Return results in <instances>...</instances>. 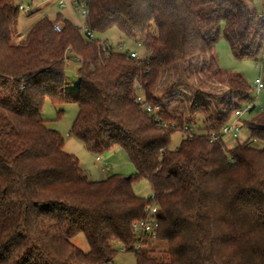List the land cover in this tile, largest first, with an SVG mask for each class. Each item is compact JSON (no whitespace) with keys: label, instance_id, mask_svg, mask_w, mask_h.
<instances>
[{"label":"trees","instance_id":"16d2710c","mask_svg":"<svg viewBox=\"0 0 264 264\" xmlns=\"http://www.w3.org/2000/svg\"><path fill=\"white\" fill-rule=\"evenodd\" d=\"M88 7L92 32L116 27L150 53L105 50L61 13L15 42L20 8L0 0V264H109L114 242L134 252L136 264H264V111L243 122L251 140L230 148L211 141L210 133L252 100V85L221 69L215 56V68L198 63L221 35L235 57L258 60L264 5L262 14L250 0H89ZM70 59L78 63L76 90L67 89ZM181 66L199 85L216 76L228 90L220 110L208 98L194 105L213 126L170 149L171 134L194 121L164 105L170 88L161 97L154 89L165 71ZM137 84L177 128L159 127L136 103ZM46 99L76 103L71 133L96 155L122 148L136 172L91 179L64 150L62 134L47 127ZM141 179L160 205L155 240L167 244L160 255L147 247L154 239L133 230L151 199L136 193ZM78 233L88 252L71 241ZM138 242L146 246L137 250Z\"/></svg>","mask_w":264,"mask_h":264},{"label":"rangeland","instance_id":"374dc122","mask_svg":"<svg viewBox=\"0 0 264 264\" xmlns=\"http://www.w3.org/2000/svg\"><path fill=\"white\" fill-rule=\"evenodd\" d=\"M11 1L16 6H18L19 3H25L31 7L30 11L19 9L18 23L16 28L17 34L14 38L15 42L22 41L27 35L28 31L40 19L48 17L53 20L59 13L63 15L62 18L65 17L69 19L75 25L81 27L85 25V19L81 17V15L72 6L71 0H66V4L62 6L59 4V0ZM250 2L255 8L257 14H262L264 0H250ZM56 22H59L63 27L61 21ZM96 36L102 40L107 39L115 49H118V47L123 44L124 49H127L128 51L136 50L138 52L139 58L145 57L150 53L142 44H139L137 40L127 37L116 27H113L106 32L96 33ZM211 56H215L216 62L221 67V69L239 72L244 75L252 85V95H255L253 91L254 79L260 74L264 76V49L258 60L254 58L238 59L233 55L228 41L223 35H221L214 48L213 54L201 56L198 63L206 61L212 68H215V61H212ZM261 64L263 65V69L260 68ZM77 66V62H74L71 59L68 61V65L66 67V78L68 82L67 89L69 90H76L78 88L79 77L77 75ZM216 79V76L213 78L209 77L207 84L201 83V85H199L197 78L189 77V69L185 66H181L178 71H165L158 84L155 86L154 93L161 97L163 92H165L164 90L170 88L171 92L164 97V105L169 107V109L172 111L177 109L184 117L193 119L194 123L191 128V130H193L192 132H204L202 126L205 124V115L199 112L197 113L193 109H195L194 105L197 104L199 99L208 98L211 104H215L214 108L220 110L221 103H218V101L221 102V99L222 101L226 99L224 95L228 89L226 85H220ZM204 85H208L210 87H204ZM209 90H212L213 92L210 93L211 91ZM256 100V105L258 108L262 106L264 107V91L260 93ZM61 110L62 112H60ZM262 111H264V109L256 111L257 113L254 112L253 114H250V119L255 118L257 116L256 114ZM77 113L78 105L74 102L56 104L50 99H46L43 106L42 115L46 120L47 127L56 129L62 134L65 140L64 150L68 153L75 154L79 158L82 167L86 170L91 179H97L103 175L101 166H104V169L106 170L104 173L105 175L120 173L129 176L134 174L136 169L122 148H113L109 152L102 154V158L104 159L103 162H98L96 160L97 155L88 151L83 142L71 133V127L77 116ZM208 117L209 116L207 115V118ZM186 135L187 133L184 132L183 129L174 131L171 134L169 148L177 149L181 140ZM242 136L244 140L251 138L250 132L246 127H244L242 131ZM241 141V138L234 139V141L231 142L232 144H229L226 147L230 148ZM253 144L256 145L257 143ZM258 145L260 144L258 143ZM107 166H109L110 169H108ZM134 189L139 195L146 197H150L152 195V187L150 182L146 179H141L135 182ZM71 241L85 252L90 250V245L83 233L76 234L71 238ZM114 245L118 251L114 257V260L109 264H136V256L134 252L125 251L122 245L118 242H114ZM147 247H152L153 252L160 255L166 249L167 244L165 242H157V240H155L151 241Z\"/></svg>","mask_w":264,"mask_h":264},{"label":"built area","instance_id":"2783aa9c","mask_svg":"<svg viewBox=\"0 0 264 264\" xmlns=\"http://www.w3.org/2000/svg\"><path fill=\"white\" fill-rule=\"evenodd\" d=\"M88 1L89 0H71L72 6L76 9V11L85 19V25L83 27L76 25L80 32L85 36V38L88 41H93L94 39L99 40V45L102 46L105 50H112L117 52H124L127 51V49H124V45H120L118 49H115L110 42L107 40L99 39L96 36L95 32H92L89 27L86 24V19L89 14V7H88ZM59 4L62 6L66 4V0H59ZM19 8L30 11L31 7L29 5H26L25 3H19ZM55 31L60 32L62 30V25L59 22H55L53 25ZM139 44H141L139 42ZM131 57L133 58H139L138 52L136 50H130L129 51ZM260 68L263 69V65H260ZM253 91L255 95L253 94L252 100L244 103L241 107L234 110L231 117L221 125L220 129L218 131H212L210 133V139L211 141H223L224 136H231L234 139H242L241 142L250 140L247 138L246 140L243 139L242 131L244 129V118L246 116H249L255 110H257L256 105V99L259 97L260 93L264 91V76L259 75L254 79L253 82ZM135 101L136 103L149 115L152 116L157 123L159 127L162 128H168V127H178V122L175 119H166L163 117L161 109L158 105L152 104L145 96L143 87L140 84L136 85V95H135ZM264 107H260L258 110H263ZM213 123L209 122L206 124H203L202 128L204 131H206V128L212 127ZM192 127H190L188 124H186L183 127L184 132L188 133H195L191 130ZM182 130V129H181ZM202 133V132H198ZM150 201L146 204L144 210L146 213V217L138 220L133 225L134 232L139 236H146L148 239H155L157 235V229L159 227V219H158V213L160 209V205L155 200L154 194L152 192V195L150 196ZM146 245H143L142 243L138 242L136 244V249L140 250L141 248L145 247Z\"/></svg>","mask_w":264,"mask_h":264},{"label":"crops","instance_id":"0c3cea01","mask_svg":"<svg viewBox=\"0 0 264 264\" xmlns=\"http://www.w3.org/2000/svg\"><path fill=\"white\" fill-rule=\"evenodd\" d=\"M107 40V39H106ZM108 41V40H107ZM109 42V41H108ZM257 101V100H256ZM259 108H257V110H255V112L256 111H259L258 110ZM257 113V112H256ZM250 117L251 116H246L244 119L245 120H249L250 119ZM253 117V116H252ZM223 141H224V143L226 144V146H228L229 144H232L231 142H233L234 141V138L233 137H231V136H224L223 137ZM234 146V145H233ZM120 147H115V149H119ZM96 160L98 161V162H103L104 161V159L102 158V155H97L96 156ZM108 167V169H110V167L109 166H107ZM101 171H102V174L103 175H101V177H99V178H97V179H102V178H106L108 175H105L104 173L106 172V170L104 169V166H101Z\"/></svg>","mask_w":264,"mask_h":264}]
</instances>
